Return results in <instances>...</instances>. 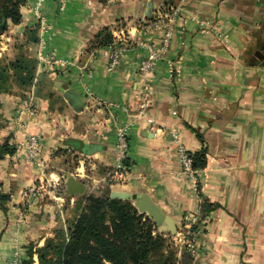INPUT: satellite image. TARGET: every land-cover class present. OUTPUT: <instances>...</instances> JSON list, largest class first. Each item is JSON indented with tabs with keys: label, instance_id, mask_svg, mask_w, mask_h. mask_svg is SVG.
<instances>
[{
	"label": "crops",
	"instance_id": "0c3cea01",
	"mask_svg": "<svg viewBox=\"0 0 264 264\" xmlns=\"http://www.w3.org/2000/svg\"><path fill=\"white\" fill-rule=\"evenodd\" d=\"M25 1L22 22L8 21L0 37V58L12 57L26 31L39 25L32 54L38 58L43 48L68 64L38 66L46 77L42 95L34 88L24 98L1 96L0 145L8 140L16 151L0 161V191L10 196L0 202V264H23L31 245L43 246L76 199L95 194L89 182L149 194L179 228L185 217L199 215L202 193L220 207L205 217L189 264H264V52L258 47L264 0H180L170 7L164 0ZM177 7L169 51L142 75V61L162 44L163 29L154 28L159 13ZM104 29L113 44L93 48ZM115 44L123 52L111 69ZM63 86L82 98L81 112L67 102ZM121 128L129 152L125 170L116 173ZM29 134L41 143L35 161ZM180 148L207 149V167L196 177L184 171ZM69 157L77 160L73 169ZM67 175L85 184L84 194L67 196ZM54 179L60 182L49 195L26 194Z\"/></svg>",
	"mask_w": 264,
	"mask_h": 264
},
{
	"label": "trees",
	"instance_id": "16d2710c",
	"mask_svg": "<svg viewBox=\"0 0 264 264\" xmlns=\"http://www.w3.org/2000/svg\"><path fill=\"white\" fill-rule=\"evenodd\" d=\"M25 0H0V30L3 19L18 25L22 22L21 8ZM180 0H164L166 6H177ZM258 47L264 52V31L259 34ZM40 42L39 25L29 28L24 39L14 47L12 57L0 58V121L4 94L20 95L35 88L37 95L45 89V76H39V60L31 48ZM114 42L113 33L104 29L97 36L93 48L109 47ZM52 97V94H48ZM1 126V123H0ZM16 149L8 140L0 145V161L13 155ZM206 148L191 154L192 167L197 173L208 164ZM127 163V162H126ZM112 187L107 184L97 194L82 196L77 206L79 212L74 220L57 227L53 236L43 246L31 245L28 259L23 264H189L193 256L171 236L161 233L155 222L139 212L130 200L111 198ZM203 202L199 220L189 232L198 234L205 217L220 206L210 203L200 193ZM10 196L0 191L1 205ZM179 252L182 256L179 257ZM37 257V261L35 260Z\"/></svg>",
	"mask_w": 264,
	"mask_h": 264
},
{
	"label": "built area",
	"instance_id": "2783aa9c",
	"mask_svg": "<svg viewBox=\"0 0 264 264\" xmlns=\"http://www.w3.org/2000/svg\"><path fill=\"white\" fill-rule=\"evenodd\" d=\"M41 2H43L44 0H40ZM178 11H179V7H177L171 14L170 12H165V11H161L159 13V18L158 21L154 24V28H161L163 29V37H162V44L161 47L159 48L158 51L153 50L149 56L142 61L139 70L140 73L142 75H147L150 72L153 71L154 67H155V61L158 59L159 56H164L165 54H167V52L169 51L170 45H171V41L173 38V31H174V26H175V22L177 19V15H178ZM41 23H42V30L46 31V25H45V20L41 19ZM43 49V48H42ZM39 52L38 55V60H39V65L40 66H46V67H50V68H54L57 66H62V65H67L68 62H64L60 59H58L55 54H45L43 51ZM123 52V48L121 47H116V44L113 45L111 47V56H110V68L114 69L116 68L119 63H120V57H121V53ZM24 114V110L20 112V116H22ZM149 123L152 125L154 122L153 120H149ZM118 149H119V161H118V165H117V171L118 170H122L125 169V161L128 158V152H129V142H128V134H127V128H121L118 133ZM178 138V137H176ZM27 146H28V150H29V156L32 160H37L40 157V152H41V143L40 140L37 136L29 134L28 138H27ZM180 157L181 160L183 162L184 168L186 170V172L192 176V177H196L197 176V172L193 170L192 167V159L190 157V154L184 149V148H180ZM39 165H41V163H39ZM52 184L57 185L59 183V180H52L51 181ZM42 187H33L31 188L29 191L26 192L27 195H31L32 197L37 198L39 191H41ZM187 222L189 228L188 230H190L192 228V226H194L195 224H197L198 222V214L197 215H191L188 216L187 218ZM203 229V228H202ZM201 232V230H200ZM199 232V233H200ZM198 233V234H199ZM198 234H191L189 231L186 233V236L184 237L183 235V240L180 241V243L187 245V249L189 250L190 254L193 255H197L198 253V244H197V236ZM189 236V238H188ZM185 238V240H184Z\"/></svg>",
	"mask_w": 264,
	"mask_h": 264
},
{
	"label": "water",
	"instance_id": "95a60500",
	"mask_svg": "<svg viewBox=\"0 0 264 264\" xmlns=\"http://www.w3.org/2000/svg\"><path fill=\"white\" fill-rule=\"evenodd\" d=\"M5 25L6 20L3 19L0 30L1 33L4 30ZM259 60L262 61L264 65V56L260 57ZM61 91L64 93V97L67 102L76 112H81L83 110L85 103L78 94L70 90L67 86H63L61 88ZM65 180V185L67 189L66 194L68 197L85 193V184L79 182L75 176L67 175L65 177ZM111 198L135 201L134 205L138 208L139 212L142 214H146L149 218H151L155 222L158 230L161 233L170 234L172 236L177 235L178 227L175 220L168 217L162 211V209L152 200L149 194H132L123 191H112Z\"/></svg>",
	"mask_w": 264,
	"mask_h": 264
},
{
	"label": "rangeland",
	"instance_id": "374dc122",
	"mask_svg": "<svg viewBox=\"0 0 264 264\" xmlns=\"http://www.w3.org/2000/svg\"><path fill=\"white\" fill-rule=\"evenodd\" d=\"M68 161H67V163H71L72 164V166H71V168L70 169H73L74 167H75V165H77V160H74V159H72V157H69L68 159H67ZM66 163V164H67ZM64 165V164H63ZM123 170H125V169H122V170H118L117 171V169H116V173H118L119 171H123ZM184 171L186 172V170H185V168H184ZM68 173V172H67ZM187 173V172H186ZM188 174V173H187ZM189 175V174H188ZM115 175H113V177H114ZM192 177V176H191ZM108 181H110L109 183H111V180L110 179H113L112 178V176H111V174L108 176ZM60 182V181H59ZM88 185H89V189H92V190H94V188H95V190H94V192H95V194L96 193H99V191H100V188H101V186L99 185V186H97V187H100V188H97V187H95V186H92L93 184L92 183H88ZM37 187H39V186H37ZM40 187H42V189H41V191H39V194H38V196H37V198L38 197H41V196H44L46 193L49 195V191H51V189L52 190H54V189H56L58 186L57 185H53L52 184V182H44V183H42L41 185H40ZM97 189V190H96ZM64 190V188L62 189V191H59L60 193H62L63 194V191ZM82 197H78V199H76V202H75V204L73 205L74 207H70L69 209V211L68 212H66L67 214H68V216H67V219H66V222L67 221H69V220H74L76 217H77V214H78V212H79V209H78V206H77V203H78V201L81 199ZM66 204L67 203H65V206L62 208V209H65L66 208ZM188 217V216H187ZM187 217H185L184 219H183V222H182V224H181V228H179L178 226V233H177V235H175V236H172V235H170V234H166L167 236H171L172 238H173V240L181 247V249L182 248H184V247H186V248H188L187 247V245H186V243L185 244H182V243H180V241L181 240H183V235H184V237L186 236V233L189 231L188 230V228H189V226H187L188 225V222H187ZM198 220H199V215H198ZM66 224V223H65ZM63 225V224H62ZM59 226H61V225H58V227ZM193 227V226H192ZM202 228H204V226H202L201 227V231H203V229ZM53 236V235H52ZM51 236V237H52ZM188 238H189V236H188ZM184 240H185V238H184ZM192 256H195V255H193V254H191ZM180 256H182V253L181 252H179V257Z\"/></svg>",
	"mask_w": 264,
	"mask_h": 264
}]
</instances>
